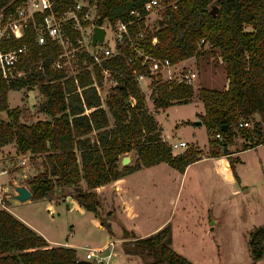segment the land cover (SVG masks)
I'll list each match as a JSON object with an SVG mask.
<instances>
[{"label": "trees", "instance_id": "obj_1", "mask_svg": "<svg viewBox=\"0 0 264 264\" xmlns=\"http://www.w3.org/2000/svg\"><path fill=\"white\" fill-rule=\"evenodd\" d=\"M17 1L0 0V8ZM73 1L54 0L55 9L63 11ZM88 1L95 5L99 25L104 21L127 23L135 18L130 15L131 11H137L140 17L146 13L142 8L145 0ZM176 7L175 10L167 8L161 22H156L155 31L146 32L137 45L151 58L176 64L197 56L204 46L198 41L203 39L217 53L227 79L223 90L199 87L197 91L203 105V114L198 117L207 134L209 137L220 134L221 155L229 154L226 146L233 143L237 129L249 140L242 149L264 143V140L251 142L254 137L264 139L261 133L264 128V0H179ZM128 28L134 35L144 28L143 20L131 23ZM31 48L30 73L25 79L6 83L0 74V113L4 114L0 117V147L13 144L17 154L29 153L33 158H41V170L26 182L32 201L51 200L58 189L74 190L71 198L84 210L93 212L100 226L105 227L93 189L161 163L183 174L187 165L201 160L196 150L172 154L162 141L160 128L146 109L134 80L135 73L149 75L153 63L146 61L142 67V57L135 56L130 47L120 48V55L102 63L116 82L103 101L94 87V82L102 83L98 66L65 77L62 72L49 69L48 64L56 56L54 44L31 45ZM80 58L91 62L85 55ZM129 58L132 61L128 62ZM37 63L43 72L36 69ZM34 85L44 98L39 111L46 118L26 124L19 120V108H9L7 93ZM193 95L190 85L154 78L149 99L152 107L159 110L188 104ZM109 117L113 119L112 124ZM241 118L251 122V129L237 126ZM130 151L136 155L133 164L119 169L120 157ZM219 155L213 152L207 157ZM81 182L84 189L80 187ZM121 229L119 238L123 240L126 255L149 256L148 264H193L169 246L172 236L169 223L148 237ZM247 244L250 264H254L264 256V223L249 233ZM78 260L76 249L50 246L39 233L4 208L0 209V264H78Z\"/></svg>", "mask_w": 264, "mask_h": 264}, {"label": "rangeland", "instance_id": "obj_2", "mask_svg": "<svg viewBox=\"0 0 264 264\" xmlns=\"http://www.w3.org/2000/svg\"><path fill=\"white\" fill-rule=\"evenodd\" d=\"M163 16L164 11L148 14L144 19L146 26L141 32L144 29L149 33L154 32L156 22H161ZM106 32L109 38L110 33L108 30ZM134 45L136 51H132L135 56H141L144 51L135 41ZM212 49L203 46L198 50L197 56L179 62L181 66L195 67L197 71L198 81L192 85L194 95L188 104L155 110L149 99L154 78L144 79L139 85L146 109L161 127L164 139L168 142L183 140L187 143V147L172 150V154L176 155L184 150H196L200 157L213 152L221 154V136L214 140V135L209 137L202 123H195L201 122L195 113L203 109L197 98L199 87L217 91L224 87V67ZM111 79L112 76H108L101 81L100 96L107 92V98L111 93ZM43 100L37 85L16 89L7 96L9 108H19V120L26 124L46 118L39 111ZM0 117L3 118L4 114L0 113ZM109 119L112 124L113 119ZM261 133L264 135V128ZM235 134L233 143L226 146L227 151L233 153L231 158L225 155L205 158L193 163L183 175L166 163L157 164L146 175L143 172L134 183L137 185L138 198L128 190L129 193H125L126 199L107 205L109 198L107 191L103 190L107 185L93 189L97 210L105 227L100 226L99 219L93 212L84 210L75 198H71L75 194L74 190L58 189L51 200L18 202L9 208L39 227L51 241L76 244L77 254L82 259L86 249L101 248L113 241L115 255L109 264H148L149 256L124 254L123 240L119 238L121 228L133 230L139 236L166 221L172 234L169 246L191 263L250 264L248 235L264 223V143L256 148L241 150L243 143L249 140L239 129ZM263 140V136H260L254 137L251 142ZM4 150L0 151V165L10 169V175L17 183L26 185L27 180L41 170L40 157L32 158L27 153L16 154L13 144L7 145ZM125 157L129 159L128 166L133 164L136 155L134 151L123 154L119 160V169L122 167L121 160ZM23 158L26 162L20 165ZM234 158L236 162H233ZM22 174L27 177L22 178ZM1 177L2 180L6 179V176ZM7 185L13 186L10 180ZM80 187L84 189V182L80 183ZM8 192L13 193L12 190ZM7 200V197L2 196L3 205L0 204V209L7 207ZM211 227L215 229L211 231ZM108 230L112 231L111 234ZM108 252L109 250L104 254ZM254 264H264V257Z\"/></svg>", "mask_w": 264, "mask_h": 264}, {"label": "built area", "instance_id": "obj_3", "mask_svg": "<svg viewBox=\"0 0 264 264\" xmlns=\"http://www.w3.org/2000/svg\"><path fill=\"white\" fill-rule=\"evenodd\" d=\"M179 0H145L142 8L145 15L140 17L137 11H131L130 15L135 17L127 23L114 21L109 24L107 21L100 25L97 23V13L95 5L88 0H74L63 11L55 9L54 0H18L14 4L0 8V74L6 83L15 82L22 78L25 79L26 74L30 73L28 65L29 58L32 53L31 45L40 47L46 44H54L57 47L55 58L48 64L49 69L62 72L65 77L75 76L79 71L90 70L93 65L98 66L100 75L104 81L111 76V71L104 68L103 62L107 59L120 55V48L125 46L136 51L134 45L138 40H142L147 30L138 31L134 35L129 32L128 25L143 20L148 14L155 11H165L167 8L175 10ZM94 27L104 29V39L101 43L91 46V37ZM109 31L110 37H107ZM13 45V43H15ZM198 43L207 46L203 39ZM85 55L91 62H87ZM141 66L146 61L152 62L149 75L141 73L134 74V80L138 86L144 79L155 78L159 81L174 82L177 84H186L192 86L197 82L196 68L191 66H181L180 63L172 64L167 59H154L144 53L141 56ZM132 58L128 59V62ZM180 65V66H179ZM36 69L43 72L39 63L35 64ZM28 69L25 72V69ZM109 88H113L116 84L111 79ZM94 87L100 100H105L107 92L100 96L101 86L94 82ZM134 103V100H132ZM238 127L250 128L251 122L239 119ZM220 134L215 138L219 139ZM169 147L170 151L187 147L185 141L168 142L163 140ZM26 159L20 160L19 164L24 165ZM42 168V165H40ZM10 172L8 167L0 168V175H6ZM1 204V202H0ZM2 205V204H1ZM113 241L108 242L101 248L86 249L82 260L88 261L90 264H109L113 251ZM109 250L107 254L105 251Z\"/></svg>", "mask_w": 264, "mask_h": 264}, {"label": "crops", "instance_id": "obj_4", "mask_svg": "<svg viewBox=\"0 0 264 264\" xmlns=\"http://www.w3.org/2000/svg\"><path fill=\"white\" fill-rule=\"evenodd\" d=\"M223 72H224V69H223ZM224 76V79H225V74L223 75ZM149 84V83H148ZM223 88L220 89V90H223L226 88L227 86V79H225V81L223 82ZM209 89H212V88H209ZM11 92V91H9ZM8 92V93H9ZM8 93H7V96H8ZM202 104V103H201ZM163 109H166V108H163ZM203 114V109L200 110V112L198 113H195V115L197 116H200ZM154 118V117H153ZM156 120V119H155ZM158 124V123H157ZM158 127H159V124H158ZM160 128V136L163 140L164 139V136H163V133H162V129L161 127ZM236 137V136H235ZM246 143V142H244ZM243 143V144H244ZM260 144H257L254 148L258 147ZM7 146V145H6ZM6 146H3V147H0V151H5L4 149H6ZM253 148V147H252ZM250 149V148H248ZM248 149H242L241 150H248ZM15 151V150H14ZM16 153V151H15ZM228 155H225L227 158H231L232 157V152H229L228 151ZM17 154V153H16ZM29 155V157H31V155L29 153H27ZM219 156H223V155H219ZM218 156V157H219ZM33 158V157H32ZM205 158H208L207 156H203L201 158V160H204ZM209 158H214V157H209ZM201 160H199L198 162H201ZM234 161L236 160L235 158L233 159ZM238 160V159H237ZM197 162V161H196ZM195 163V162H194ZM193 163L187 165L184 170H183V174L185 173V171L192 165ZM2 167V165H0ZM155 166L157 165H154V166H150V167H146V168H140L139 170H136L134 172H131L129 173L128 175L124 176V177H121V178H118V179H115V180H112L110 181V183L108 184H105L107 186H105V188L103 190L107 191V196L109 198V202H107V199H106V202H107V205H109L110 203H118V202H121L124 199H126V195L125 193H129V192H133V196L135 198H138V192H136L137 190V185H135L134 183L136 182V180L143 174L146 175V173H149V171L151 170V168H155ZM4 167V166H3ZM6 167V166H5ZM177 172V171H176ZM181 174V173H180ZM182 174V175H183ZM24 177L22 178H26L27 176L25 174H22ZM1 176H6V179H3L2 180V177ZM32 176V175H31ZM11 181V183L13 184V186H8L7 185V182L8 181ZM180 183V182H179ZM133 184H134V187H133ZM18 185H22L24 187L27 188V186L25 184H22V183H17L16 179L14 177H12L10 175V172L6 175H0V202H1V198L2 196H5L8 198V205L7 207L3 206V208L5 210H7L9 213H11L12 215H14L18 220H21L24 224H26L29 228H31L33 231H35L37 234L39 233L45 240L46 242L49 244V245H52V246H57V245H63V246H67V247H70V248H74L76 249V253H77V245L71 243V242H54V241H51L49 239V237H47V235L45 234L44 231H42L39 227L37 228L36 226H34L32 224V222H30L29 220H27L24 216H21V215H18L17 213H14L12 210H10L9 206H13V205H16L18 204V201L14 200L13 199V196L15 194L14 192V188L17 187ZM104 186V185H103ZM28 189V188H27ZM178 189V188H177ZM9 190H12V192H8ZM126 190V191H125ZM129 190V192H127ZM29 191V190H28ZM178 193V192H177ZM177 193L176 195L174 196V200L177 196ZM29 201H32V200H27V201H24V202H29ZM2 204V202H1ZM3 205V204H2ZM1 205V206H2ZM262 216H264V213H262ZM166 221H163L162 223L156 225L155 227H153L152 229H150L146 234L144 235H139L140 237H148V235H151L153 233H155L156 231L160 230L165 224ZM168 223V222H166ZM215 228L211 227L210 230L213 231ZM77 257L79 259H82L81 257L78 256L77 254ZM264 257V256H263ZM261 257V258H263Z\"/></svg>", "mask_w": 264, "mask_h": 264}, {"label": "water", "instance_id": "obj_5", "mask_svg": "<svg viewBox=\"0 0 264 264\" xmlns=\"http://www.w3.org/2000/svg\"><path fill=\"white\" fill-rule=\"evenodd\" d=\"M104 34H105V31L103 28L94 27V31H93L92 37H91V46H94L95 44L101 43L104 39ZM47 120L50 121V118H47ZM195 123L197 125H200L201 122L197 121ZM221 129L223 131H225V126H222ZM128 160L129 159L126 157L123 158L121 160V165L126 166L128 163ZM14 192H15V194L13 196V199L18 201V202H24L27 200H31V198H32V194H30L28 189L22 185H18L17 187H15ZM19 264H21V262ZM78 264H90V263L88 261L80 259V260H78Z\"/></svg>", "mask_w": 264, "mask_h": 264}]
</instances>
